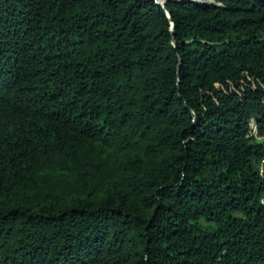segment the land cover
Segmentation results:
<instances>
[{
    "label": "trees",
    "instance_id": "trees-1",
    "mask_svg": "<svg viewBox=\"0 0 264 264\" xmlns=\"http://www.w3.org/2000/svg\"><path fill=\"white\" fill-rule=\"evenodd\" d=\"M0 264H264V0H0Z\"/></svg>",
    "mask_w": 264,
    "mask_h": 264
},
{
    "label": "water",
    "instance_id": "water-1",
    "mask_svg": "<svg viewBox=\"0 0 264 264\" xmlns=\"http://www.w3.org/2000/svg\"><path fill=\"white\" fill-rule=\"evenodd\" d=\"M167 0H160V3L165 6V3H166ZM214 2V1H213ZM215 3V2H214ZM168 15L170 16V13L168 12Z\"/></svg>",
    "mask_w": 264,
    "mask_h": 264
}]
</instances>
